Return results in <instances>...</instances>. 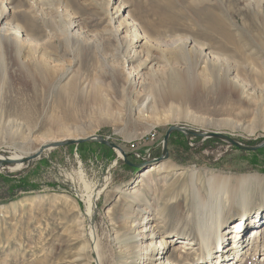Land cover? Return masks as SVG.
<instances>
[{
    "label": "rangeland",
    "instance_id": "1",
    "mask_svg": "<svg viewBox=\"0 0 264 264\" xmlns=\"http://www.w3.org/2000/svg\"><path fill=\"white\" fill-rule=\"evenodd\" d=\"M166 1L0 0V154L24 157L38 152L42 144L75 139L76 135L81 139L99 135L123 148L129 154L127 160L135 164L161 154V140L173 124L219 131L244 144L260 143L264 115L233 125L226 119L240 118L237 111L220 110L225 98L219 92L207 98L194 92L187 100L152 103L140 107L138 113L136 105L124 98L125 70H135L139 59L124 61L131 30L148 37L156 53L167 51L169 41L179 34L207 42L224 54L237 55L239 47L249 60L264 62V4L259 13L258 0H170L172 7ZM158 13L172 20L170 27L159 24ZM216 15L222 18L224 28L217 25ZM220 31L234 39L225 40ZM248 37L259 40L263 53L249 44ZM39 63L51 76L69 74L47 90L44 85L49 80L33 81L24 71L27 64ZM73 81L76 99L72 101L70 93L62 99L64 84ZM149 131L156 132L153 145L143 138ZM139 140L137 146L151 148L144 145L140 149L144 155L133 159L130 145ZM167 146L168 158L150 163H165L166 167L151 171L135 186L141 192L140 200L146 198L150 204L151 210L142 213L160 221L163 231L174 228L181 217L184 232L179 236H195L192 229L196 230V216L203 209H195L188 174L194 173V185L204 198L209 195L205 176L214 173L257 175L245 191L251 205L264 195V147L244 151L217 138L187 139L177 132L171 133ZM10 166L0 169V174L12 175L0 177V192L9 186L17 188L12 199L0 204V264H122L124 249L137 245L130 236L139 199L123 190L149 165L139 170L125 163L121 155L117 157L115 150L88 141L51 148L19 168ZM104 176L109 181L98 195L93 218L95 251L86 228L84 194L85 187L96 188ZM25 198L34 203L10 209ZM261 241L262 249L258 248L255 256L249 249L240 264H264L260 262L264 237Z\"/></svg>",
    "mask_w": 264,
    "mask_h": 264
},
{
    "label": "bare ground",
    "instance_id": "2",
    "mask_svg": "<svg viewBox=\"0 0 264 264\" xmlns=\"http://www.w3.org/2000/svg\"><path fill=\"white\" fill-rule=\"evenodd\" d=\"M166 2L169 7H172L173 4L170 0ZM263 4L264 0H258L256 3L259 13ZM158 17L161 26H169L168 22H172L168 17L161 16L159 13ZM214 18L218 21L217 25L224 28L222 18L218 15ZM0 31L2 30L0 29ZM219 34L224 36L227 41L234 39L232 34L225 35L224 31H220ZM175 36L177 37H173L168 43L169 49L159 53L154 52L155 45L148 37L136 34L131 30L129 39L127 38L129 42L124 50L127 52L124 54V61L129 63L136 57L139 59L135 60V70H125L126 87L123 95L130 105H136L137 113L140 107L144 108L152 103L157 102L159 105H164V103L169 104L180 99L187 100V97L194 92L206 98L219 92L225 98V104L221 105L220 110L227 113L237 111V116L240 118L226 119V121L233 122V125H243L249 117L254 119V117L259 118L264 115V62L255 63L253 60H249L251 57L248 59L244 49L239 47L235 51L237 55L228 52L224 54L223 51L214 50L209 47L207 42L195 37H184L179 34ZM211 36L215 37L213 34H210ZM256 39L248 37V42L263 53L262 44L259 40L256 42ZM133 47L135 49L132 50ZM48 70L42 63L27 64L24 69L26 76L33 81L43 78L49 80L50 82L44 85L47 90L55 88L69 74L67 71L51 76ZM74 85V81L71 84H64L62 99L65 93H70L73 101L75 98L72 93ZM80 86L83 91L84 83ZM57 100L62 102L60 96L57 97ZM186 113L190 112L186 111ZM66 138H71V136ZM75 139H81V137L76 135ZM42 146L44 144L40 147ZM115 151L119 157L121 155L119 150ZM1 157L3 156L0 155ZM9 157L12 159L23 158L19 155ZM20 166L21 164L17 163L13 165L14 168ZM164 167H166L165 163L149 164L146 169L137 174L133 184L123 190L126 195L137 196L140 202L138 201L134 208L136 216L131 224L134 233L130 236L131 241L137 245L124 249L122 264H240L247 258L249 249H252L253 256L258 248L262 249L264 195L260 200L253 201L254 204L251 205L247 191H245L252 181L257 180V175L229 176L216 173L206 175L205 182L209 195L204 198V194L201 195L202 193L200 194L194 185L196 179L194 173L188 174L191 193L194 195L192 200L195 203V209L202 208L203 210L201 209L202 213L200 212L196 216L197 219L195 218L196 233L192 229L195 236L181 238L179 235L184 232L181 229L183 219L177 218L174 228L163 231L160 221L156 223L153 216L142 213L151 210L150 204L146 198L140 200L141 192L135 188L151 171H160ZM182 172L183 170L179 174ZM108 181V176H104L96 188L90 190L85 187L86 228L90 239L92 238L91 242L94 243L92 250L95 251L93 218L96 213V200L107 186ZM172 184L175 185V182ZM42 198L50 197L42 196ZM208 200L211 201L210 205L207 203ZM33 203L32 199L25 198L13 203L10 209L23 208L25 205ZM228 222L232 223L230 227L227 226ZM124 243L128 245L130 242L125 241ZM260 262L264 263V255Z\"/></svg>",
    "mask_w": 264,
    "mask_h": 264
},
{
    "label": "water",
    "instance_id": "3",
    "mask_svg": "<svg viewBox=\"0 0 264 264\" xmlns=\"http://www.w3.org/2000/svg\"><path fill=\"white\" fill-rule=\"evenodd\" d=\"M173 132H179L184 134V136L188 139L190 136H194V137H201L203 139L206 138H217L218 140L226 143V144H231L236 146L237 148L241 149V150H249V151H256L259 150L261 148L264 147V139L260 141V143L255 144V145H251V144H244L238 140H236L235 138L231 137L230 135H225L219 131H198V130H193L189 127H186L184 125H170L165 132V135L163 136L162 140H161V147H162V151L161 154L158 157H154V158H144L143 162L140 163H131L129 160H127V156L129 155L128 153H126L124 151L123 148H121L119 145H116L113 141L109 140L108 138L104 137V136H99V135H94V136H90V137H86V139H67V140H62V141H55L52 142L50 144H46L42 147L39 148V151L36 152L35 154L32 155H28V156H24L21 159H12L9 156H4L2 154L3 157L0 158V169L5 170V169H10L11 166L10 165H14V164H24V162L27 161H31L34 160L36 158H39L40 155L46 151L49 150L51 148H55L58 146H67V145H71V144H81V143H87L88 141H93V142H97L99 144H103L105 146H107L108 148H111L112 150H119L120 154H121V158L122 160L127 163L130 166H133L134 168L137 167L139 170L142 169L143 167H145V165H149L152 162H162L165 161L168 156H169V150H168V146H167V141L169 136L171 135V133ZM101 183V182H100Z\"/></svg>",
    "mask_w": 264,
    "mask_h": 264
},
{
    "label": "trees",
    "instance_id": "4",
    "mask_svg": "<svg viewBox=\"0 0 264 264\" xmlns=\"http://www.w3.org/2000/svg\"><path fill=\"white\" fill-rule=\"evenodd\" d=\"M179 133V132H177ZM263 148L259 149V150H256V151H261ZM0 177L1 178H5V179H9L12 177V175H7V174H0ZM17 189L16 187H13V186H9V190L8 189H4L2 192H0V204L2 203H5L7 201H9L10 199L13 198V194L12 192ZM11 190V191H10Z\"/></svg>",
    "mask_w": 264,
    "mask_h": 264
},
{
    "label": "built area",
    "instance_id": "5",
    "mask_svg": "<svg viewBox=\"0 0 264 264\" xmlns=\"http://www.w3.org/2000/svg\"><path fill=\"white\" fill-rule=\"evenodd\" d=\"M143 138H144V141H146L147 143L154 142L155 139H157V138H156V132H154V131H149V132H147L146 135H144ZM156 141H157V140H156ZM141 142H142V141L139 140L138 143H132L130 146H131L132 149H135V148H137V144L139 145ZM138 156H140V154H139Z\"/></svg>",
    "mask_w": 264,
    "mask_h": 264
},
{
    "label": "crops",
    "instance_id": "6",
    "mask_svg": "<svg viewBox=\"0 0 264 264\" xmlns=\"http://www.w3.org/2000/svg\"><path fill=\"white\" fill-rule=\"evenodd\" d=\"M157 142V141H156ZM156 142H154V143H151L150 145H153V144H155ZM148 144V143H147ZM144 145H146V144H144ZM144 145H141V146H137V148H135V149H131V151H130V156L133 158V159H137L138 158V155L140 154V155H144V153L143 154H141L142 152L140 151V149H143V147H144ZM150 145H146V149H150L151 147H150ZM153 148V147H152Z\"/></svg>",
    "mask_w": 264,
    "mask_h": 264
}]
</instances>
